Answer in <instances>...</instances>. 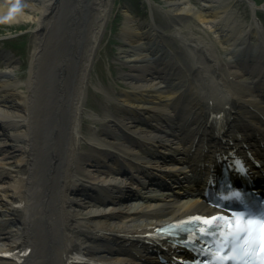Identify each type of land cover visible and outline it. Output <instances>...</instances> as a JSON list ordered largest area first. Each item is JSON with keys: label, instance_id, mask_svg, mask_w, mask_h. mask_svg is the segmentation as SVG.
I'll use <instances>...</instances> for the list:
<instances>
[{"label": "bare ground", "instance_id": "6f19581e", "mask_svg": "<svg viewBox=\"0 0 264 264\" xmlns=\"http://www.w3.org/2000/svg\"><path fill=\"white\" fill-rule=\"evenodd\" d=\"M62 1L0 0V22L22 21L27 17L25 12H35L38 14L31 20L38 23L36 32L41 35L35 37L29 77L24 83L28 90L19 88L21 83L12 74L10 59L7 61L10 69L0 71V150L6 148L0 157V179H6L0 184V264H84L80 262L84 255L88 260L85 264H131L126 256L113 254V239L133 242L165 221L205 209L200 203L177 202L168 196L151 201L156 194H148L149 200L143 202L124 203L121 194L131 190V183L119 174L113 176L105 170L96 174L91 170H101L102 155L105 159L112 154L120 162L137 160L138 148L178 153L177 146L198 147L195 139L200 132L192 134L190 143L185 144H177L175 134L167 132L169 124L178 123L170 110L172 98L177 95L179 100H185L183 98L188 97L187 87L192 88L190 77L186 75L184 78L179 73V77L169 82L155 71L159 62L166 70L168 67L174 70L170 66L169 54L160 56L159 50L151 49V44L160 35L158 27L138 23L132 15H127L123 31L133 47L132 53L126 55L133 72L124 78L131 89L117 109L118 118L113 113H106L101 118L105 121L101 129L97 128L89 136L84 135L82 117L85 114L86 84L111 0ZM204 1L205 11L187 0H168L167 5L180 20L196 17L214 32L217 28L222 30L223 26L233 27L238 22L233 18L230 0ZM251 2L253 6L255 3ZM60 22L55 37L50 39L49 33ZM258 26L254 19L250 29L254 27L258 43L247 49L238 44L232 53L234 57L238 52L239 57L244 55L241 65L252 69L246 72L252 80L240 88L234 82L240 73L233 60L223 67L219 51L210 40L193 31L184 33L177 29L176 32L181 33L196 51H192L194 64L200 60L196 47L203 50L205 59L209 58L206 67L198 66L200 78L190 97L186 98L189 99L187 112L190 104L197 107L210 98L207 92H215L222 102L230 97L236 99L234 106L240 108V112L245 107L243 114L250 115L246 118L247 126L255 122L251 117L255 111L251 108H261L263 99L258 97L263 94L256 93L253 84L262 73L253 72L255 64L249 65L247 61L254 56L247 53L252 51L261 55L264 51V37ZM246 30L245 26H240L230 33L232 37L226 36L231 46L237 40L247 44L246 40L243 41ZM165 74L169 76L171 72ZM261 83L255 82L258 87ZM10 92L16 96L15 102L7 96ZM258 115L259 112L254 117ZM186 118L183 116L180 121ZM216 127L214 124V132H204L206 137L200 139L211 138L217 133ZM244 130L238 126L237 133L228 135V141H245L252 130ZM173 131H176L174 127ZM84 139L94 143L86 151L80 147ZM114 140L118 146L111 145ZM183 159L181 155L182 163ZM189 160H200V156ZM180 170L181 166H177L174 172ZM81 184L100 191L106 187L115 193L110 195L112 202L102 205L95 198L79 200L76 188ZM143 192L147 194L148 191Z\"/></svg>", "mask_w": 264, "mask_h": 264}, {"label": "rangeland", "instance_id": "374dc122", "mask_svg": "<svg viewBox=\"0 0 264 264\" xmlns=\"http://www.w3.org/2000/svg\"><path fill=\"white\" fill-rule=\"evenodd\" d=\"M68 1V0H63ZM62 1V3H63ZM70 1V0H69ZM151 5L155 11L156 21L160 26H166L168 23L179 25L184 33L191 32L196 35H201L212 39L213 34H210L204 27L202 22L196 17H187L184 20H180L177 16L170 12V7L167 5L168 0H151ZM194 7L198 9L202 7V1L187 0ZM235 14H238L244 21L252 20L254 13L252 8L248 5L246 0H231ZM257 5H261V9H258L259 16L264 17V0H253ZM141 0H112L108 17L106 19L103 34L98 45V50L95 53L93 64L90 67L89 79L86 86V98H85V114L83 115V134L89 136L94 130V125L102 126L103 120H100L98 116L102 117L105 113H109L112 110H116V106L119 105V100L123 98V92L127 88L126 79L123 77L126 73L133 72V67L127 64L126 55L132 53L133 47L129 43V39L123 33L124 20L127 15H132L136 19L150 21V15L148 9L140 5ZM203 11V9L201 10ZM27 17L22 21L14 23L0 22V51L6 54L9 53L11 57V69L12 74L20 81V89L28 90V85L24 84L28 79L30 67L33 58V51L36 46L35 37L40 34H36L38 23L31 20L35 14L38 13L28 11L25 12ZM62 22H60L61 24ZM60 24L57 25V29L51 32L50 38H54L56 31L60 28ZM206 29V31L204 30ZM163 31L172 32L173 27L168 29L163 28ZM189 34V33H187ZM5 38L10 39V48L5 46L3 40ZM215 39V38H214ZM173 40V41H172ZM166 39V42H173L183 44L178 37ZM17 43V46L13 44ZM214 45L219 50L223 57L225 48L222 42H218L212 39ZM15 46V48H14ZM182 58L190 59L193 54L188 49L181 48ZM8 57V56H7ZM10 69L9 64L4 65V60L0 62V71ZM11 92L7 93L10 101L15 102L16 96H13ZM34 97L32 96V99ZM117 99V100H116ZM90 113V116H87ZM82 151H86L89 147L85 142L81 143ZM6 148L4 147L3 150ZM0 151V157H1ZM5 180V179H4ZM1 180L0 183H3Z\"/></svg>", "mask_w": 264, "mask_h": 264}, {"label": "snow or ice", "instance_id": "6c2138e0", "mask_svg": "<svg viewBox=\"0 0 264 264\" xmlns=\"http://www.w3.org/2000/svg\"><path fill=\"white\" fill-rule=\"evenodd\" d=\"M223 219L222 217H217V218H213L211 220L209 219H205L202 221L203 224L208 225L209 227L216 225V221L217 220H221ZM237 223L235 224L234 230L232 227V224L230 221H225V225L228 226L229 230L233 232L234 235H237L240 232H244V231H249L254 227H259L261 229H264V219H262L261 221H253V220H248L247 224L245 225L244 223L240 222V218H237ZM217 227H219V225H216ZM207 234V230L206 233ZM251 239V236H250ZM259 239L261 240L262 245H264V233L261 234V236L259 237ZM252 242L254 243L255 240L253 239ZM232 257H229V259H231Z\"/></svg>", "mask_w": 264, "mask_h": 264}]
</instances>
